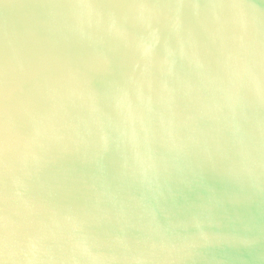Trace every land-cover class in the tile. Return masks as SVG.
Here are the masks:
<instances>
[{
    "label": "water",
    "instance_id": "1",
    "mask_svg": "<svg viewBox=\"0 0 264 264\" xmlns=\"http://www.w3.org/2000/svg\"><path fill=\"white\" fill-rule=\"evenodd\" d=\"M0 264H264V0H0Z\"/></svg>",
    "mask_w": 264,
    "mask_h": 264
}]
</instances>
